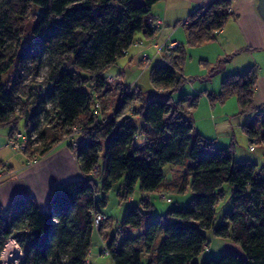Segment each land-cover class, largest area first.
<instances>
[{
    "label": "trees",
    "instance_id": "16d2710c",
    "mask_svg": "<svg viewBox=\"0 0 264 264\" xmlns=\"http://www.w3.org/2000/svg\"><path fill=\"white\" fill-rule=\"evenodd\" d=\"M160 1L136 5L134 0H0V127L9 129L8 145L15 133L28 135V146L18 152L29 164L49 154L75 127L82 130L76 151L84 178L57 186L50 211L41 212L32 196L14 199L7 213L0 206V250L9 238H16L25 253L22 264H88L94 219L105 216L101 228L107 221L101 209L106 193L123 180L124 199L136 187L144 195H162L169 165L187 167L179 191L190 187L191 208L172 209L162 219L149 221V197L132 205L118 224L117 233L124 234L121 248L117 236L106 242L114 264H264V166L237 160L234 141L220 147L196 131L184 105L189 99L198 104L203 93L173 99L184 83L187 50L217 39L232 17L229 0L198 8L183 24L186 44L162 49L166 63L154 66L149 77L166 100L122 84L114 112L106 118L94 113L100 93L117 80L108 83L107 72L142 36L156 37L152 9ZM46 64L50 71L38 81ZM256 85L252 68L225 78L219 94L205 93L220 104L236 97L240 114L256 115L259 124L244 125V132L252 143H264V105L255 104ZM133 101L139 105L132 107L133 115L123 114ZM49 118L52 125L45 131L43 123ZM11 168L0 159V170ZM94 174H102L101 201ZM225 185L233 187L232 209L216 226V207L225 197ZM141 228L145 231L139 237L125 234ZM210 230L236 244L242 254L204 257L209 244L205 231ZM161 233L164 239L154 250Z\"/></svg>",
    "mask_w": 264,
    "mask_h": 264
},
{
    "label": "rangeland",
    "instance_id": "374dc122",
    "mask_svg": "<svg viewBox=\"0 0 264 264\" xmlns=\"http://www.w3.org/2000/svg\"><path fill=\"white\" fill-rule=\"evenodd\" d=\"M220 35H221L220 33L217 35L216 41H218ZM191 49H197L195 52L191 51V53H188L190 49L187 50V55L189 56L187 58L188 64L192 63V55H193L194 65L191 66L189 69L192 72L191 73L192 77L184 78V83L182 85V88L180 89L179 92H177L173 96L174 101H177L181 96L186 95L185 93L189 90V88L193 90L192 86L200 90H202L204 86H208L209 91L207 92L211 94H214V92L220 93L222 88V83L224 79L227 78V77H223V75L227 76L228 74L227 69L229 67V64L233 61L231 58L227 57L228 56L227 54H222L221 56H217L212 47L200 46ZM134 53H135L134 48H132L129 52V55H126L124 58L120 59L118 63L110 71L107 72V75L116 76L118 81L123 82L125 86L128 85L131 86V88L134 87L135 89L139 88V90H141L146 97H152L154 95H158L159 98H161L162 100H166L167 99L166 95H164L163 92L157 90V88L154 87L149 77L150 71L154 66L163 65L166 62H163L162 60L159 59L156 60L152 59L148 67L145 66V63L142 66L140 65V61L143 60V54L140 56V58L133 59ZM200 58L206 60L207 63L205 64V66L199 65V63L202 60ZM249 59H250L249 56H247L246 54H242L240 56H237V58L234 59L232 63L233 65H235L238 62L244 63L246 61H249ZM198 68L199 70H202L204 72L198 73ZM244 68L245 67H243V69H240L242 73H245L250 70ZM49 71H50V66H48L47 64L42 66L39 70V75L37 77L38 81H43L47 77ZM123 72H126L124 78L121 77V74ZM30 77L31 76L29 75L26 83L29 82ZM120 91H121V87L114 86L112 84L109 85V87H107V90L100 93L99 96L103 105L101 118H106L109 115H111L114 112V110L120 105V97H121ZM208 98H209L208 94L205 92L203 93L202 96H200V100L202 101ZM228 101H227L228 103L226 102L225 104L218 103L217 105L220 109L224 108L223 110L224 113L221 110H219V112H222V114L216 112L214 118L213 119L210 118V119L213 123H215V121L222 118V116L223 118L225 117L227 120L226 125L228 123H229L228 125H231V128H228V130L232 135L230 137L229 135H227L229 139L228 144L231 142V138H232V141H234L236 146L237 160L255 161L258 163L259 167L261 168L262 166H264V143H252L250 141L249 136L243 130V126L246 124H249L256 128L259 127L258 122L255 120L256 115H252V116L241 115L240 107L236 97H232ZM50 105L52 108L53 104L50 103ZM138 106H139L138 103L134 101L130 102V104H127L122 109V112L123 114L130 113V115H133L132 107H138ZM202 115L203 118L201 119ZM189 118L196 124V128L197 126L203 128L202 130L205 131L206 133L208 132L210 136H213L215 132L216 136L220 137L221 140L226 138L225 135L219 134L216 130H214L213 132L212 128L209 129L207 127L208 122L206 120L208 118L204 116L203 111L200 112L199 110V112L196 111L192 112V114H189ZM135 123L139 125V121L135 120ZM43 125L45 131L48 128L50 129L51 127L50 125H52L51 118L45 119ZM20 128L23 131V125H21ZM8 133H9V129L7 127H0V159L7 163L10 162V165H13L15 168H19L21 166H24L23 164L26 162V159L24 158L23 153L12 149L11 146L8 145ZM45 139L46 138L43 137L44 141H40V143L42 144L43 142H45ZM217 141L219 143L224 144L223 141H220L219 139ZM40 143L36 145L37 146L41 145ZM60 145H62L60 148L57 147L58 149L55 148V151L53 150L54 152L52 151V153H49L44 158H39V161L34 163L33 165L31 166H27L28 164L25 165V167H34L40 164L46 158H47L46 160L47 163L50 160H54L55 158H58V156L60 157L63 156L65 153L69 154L70 157L73 158L74 168H71V171L69 172V173H75V174H71V177L73 178L71 179L66 178L64 180L67 181H64L61 179L62 172L57 171L56 169L51 172V170H49L50 167L49 166L44 171V174L41 175L42 181H40V178L31 179L32 184L36 187L34 191L37 196L36 198L41 212L50 211V206H49L50 202L48 201V199L45 200L44 198L45 197L44 195L47 193L48 190V185L54 187L58 183L59 184L58 186H62L65 184H69L71 182L83 180L84 178L80 171L78 161L75 160L76 157L74 158L75 152L73 148L70 146V142L67 139H65L60 143ZM250 146H253L255 149L251 151ZM102 148L103 149L100 153V163H99L101 167H103V155H104L105 145H103ZM187 161L189 163V160ZM185 172H187V167L185 166H179V167L178 166L173 167L170 165L167 166L164 169L165 179L163 182V186L164 187L174 186V184L178 181L183 182L182 176L185 174ZM31 174L32 172L29 173L28 175ZM91 178H93L99 186L100 192L97 194V199L101 201L104 197L102 174H100L99 176L97 174L91 175ZM37 187H42L43 195L37 192ZM223 190L225 191V197L216 207V211H217L216 226L222 223L223 216L226 213L230 212L232 209L233 187L230 185H225L223 187ZM164 195L167 196L168 199H170V202L167 199H164L157 192L144 195L140 191L139 187H136L133 195L129 199H124L123 180L115 183L113 187L106 193V198H107L106 204L101 206L103 213L107 217V222H108L107 228L109 227L108 240H111L114 236H117V248H121L123 244L122 239L124 237V234L117 233L118 224L122 222L123 216L125 215L127 210L132 205H138L143 198L149 197V199L151 200L152 208L151 210H147L150 216L149 221L162 219L172 209H190L192 206L193 197H192V191L189 186H187L184 191H179L175 188L171 189L168 191V193L165 192ZM1 208L4 211V213H7L9 210L8 209L9 207L6 208L1 206ZM144 231L145 228L131 229L125 234H127V237H139L144 233ZM205 234L209 240V244L207 249L204 251V257L217 259L225 252H232L233 250H236V248H239L236 244H234L229 240L215 237L213 231L211 230L205 231ZM163 239H164V235L161 233L159 238L154 244V250L161 244ZM138 244L144 245L143 240L142 241L139 240ZM102 251H103V246L99 234V228H96L92 236V247H91V253L88 257V262L90 264H114L110 255L103 256ZM239 251L242 254V251L241 250ZM143 258H144L143 262L146 263L145 257ZM22 261L19 263L22 264Z\"/></svg>",
    "mask_w": 264,
    "mask_h": 264
},
{
    "label": "crops",
    "instance_id": "0c3cea01",
    "mask_svg": "<svg viewBox=\"0 0 264 264\" xmlns=\"http://www.w3.org/2000/svg\"><path fill=\"white\" fill-rule=\"evenodd\" d=\"M214 1L217 0H162L158 2L152 9V17L153 19L162 20L163 24L160 28L156 29L157 35L152 40H146L143 38V36L141 37L142 39L139 40L140 44L136 47H133L135 51L133 59L140 58L142 54L146 53L151 58V61L152 59L155 60L159 59L162 60L163 62H166L164 57L165 52L161 54H157V49L167 40H170L172 43L175 44V46L180 44L185 45L187 42L188 33L186 31L185 26L183 25L184 22H186L189 16L193 14L198 8L205 5H209ZM229 1L231 3L229 11L232 17L229 19L224 29L220 32L221 35L218 41L216 40L210 41L204 46L212 47L217 56H221L222 54H227L228 55L227 57L231 58L233 61L234 59L237 58V56H240L242 54H246L247 56H249L250 58L249 61H246L244 63L238 62L235 65H233L232 63L233 61H232L227 69L228 71L227 76L223 75V77H228L233 74H240L242 73L240 69H243V67H245L244 69L247 70L255 68V72L257 76V85H256L254 101L256 105L261 106L264 105V19L259 12V0H229ZM144 2L145 0H134V3L136 5H142L144 4ZM196 50L197 49H190L188 53H191V51L195 52ZM129 52L127 53V55H129ZM200 59L202 60L199 63V65L205 66V64L207 63L206 60L203 58ZM144 63L146 67L149 66L143 58V60L140 61V65L143 66ZM193 65L194 64H193V55H192V63L188 64V62L186 61L184 73H183L184 78L192 77L191 74L192 72L189 69ZM203 72L204 71L199 70L198 68V73H203ZM125 74L126 72H123L121 74V77L124 78ZM113 77L117 78L116 76ZM122 84L125 85L123 82L118 81L117 79L115 81L114 86H120V85L122 86ZM192 89L193 90L189 88V90L185 94L188 95L189 97H193L195 95H199V93L202 94L205 91H209L208 86H204L202 90L194 88L192 86ZM214 94L217 95L219 94V92L218 93L214 92ZM217 104L218 103H213L209 97L208 99H204V101L199 99V102L196 105H194L191 99H189L188 102H186V104L184 105V107L190 114H192V112L195 111L199 112V110L200 112L203 111L204 116L208 118L206 120L208 122L207 127L209 129L212 128L213 132L214 130H216L219 134L225 135L226 138L221 140L220 137L216 136L215 132L213 136H210L208 132L206 133L205 131L202 130L203 128H200L198 126L196 128V124L193 122L196 131L202 134L207 139L213 141L217 146L225 147V146H229L232 142V138H231V142L228 144L229 139L227 136L229 135L230 137L232 135L228 130V128H231V125H228L229 123L226 125L227 120L225 117L223 118V116L219 120H216L217 122L215 121V123L211 121V119L214 118L216 112L221 114L222 112L224 113L223 111L224 108L220 109ZM219 110H221L222 112H219ZM202 118L203 115L201 119ZM218 139L220 141H223L224 144L219 143L217 141ZM61 146L62 145L58 144L55 148L58 149ZM55 148L53 149L54 151ZM52 151L50 153H52ZM46 160L47 158L34 167H25L26 164L24 163L23 164L24 166H21L19 168H15L13 165H10V162L9 163L6 162V164L12 167L11 169L13 175L10 178L0 183V206L7 208L10 206L11 202L14 199L20 197H26V196H32L37 201L36 198L37 196L34 191L36 187L32 184L31 179L40 178V181H42L41 175L44 174V171L49 166H50L49 170H51V172L54 171L55 169L57 171L62 172L61 174L62 180L66 178H70V179L73 178L71 177V174H75V173H69L71 171V168H74L73 158H71L69 154L65 153L63 156L61 157L58 156V158H55L54 160H50L47 163ZM75 160L77 159L75 158ZM31 172L32 174L28 175ZM181 183L182 182L178 181L174 184V186H165L162 188L161 193L162 192L168 193L169 190L174 188L179 190ZM58 185H59L58 183L54 187L48 185L47 193L44 195L45 200L48 199L49 202L51 201L53 192L55 190L54 188H56ZM37 192L43 195L42 187H37ZM107 226H108V222L106 221L104 223V226L101 229H99L102 246L103 243L107 242L108 240L109 227L107 228ZM239 250H240L239 248H236V250L233 251L230 250V251L237 254H241ZM147 258L148 256L146 257V259Z\"/></svg>",
    "mask_w": 264,
    "mask_h": 264
},
{
    "label": "built area",
    "instance_id": "2783aa9c",
    "mask_svg": "<svg viewBox=\"0 0 264 264\" xmlns=\"http://www.w3.org/2000/svg\"><path fill=\"white\" fill-rule=\"evenodd\" d=\"M184 23H188V20ZM163 22L160 19H152L151 20V27L154 29H158L162 26ZM139 43H136L135 46H138ZM174 48L175 44L172 43L170 40H167L165 43H163L162 47H159L157 49V54H161V51L163 48ZM143 58L145 62L150 65L151 63V58L144 53ZM113 76H109L107 78L108 83H112L114 81ZM102 101L98 100L96 105L94 106V113H102ZM82 132V130L79 129V127H75L71 133L66 139L70 142V146L73 148L75 152V157L77 159V146H78V141L76 140V137ZM34 139V138H33ZM30 142V137L28 135L23 134V133H15L13 138L10 140V145L12 146L13 149L17 151H24L26 147L28 146ZM255 148L253 146H250V150L253 151ZM38 162V160H35L31 163H29L27 166H31L34 163ZM13 175L12 170L10 169H1L0 170V183L8 178H10ZM164 199H166V196L164 194L161 195ZM105 220L104 215H97L94 219L95 221V227L101 229V224ZM10 250H13L14 253H10ZM91 253V251H90ZM103 256L110 255V251L107 248L106 242L103 243V251H102ZM25 257V253L23 250L22 245L19 243V241L11 237L9 238L2 249L0 250V264H18L21 262ZM20 264V263H19ZM88 264H90L88 262Z\"/></svg>",
    "mask_w": 264,
    "mask_h": 264
},
{
    "label": "water",
    "instance_id": "95a60500",
    "mask_svg": "<svg viewBox=\"0 0 264 264\" xmlns=\"http://www.w3.org/2000/svg\"><path fill=\"white\" fill-rule=\"evenodd\" d=\"M259 12L264 19V0H259Z\"/></svg>",
    "mask_w": 264,
    "mask_h": 264
},
{
    "label": "bare ground",
    "instance_id": "6f19581e",
    "mask_svg": "<svg viewBox=\"0 0 264 264\" xmlns=\"http://www.w3.org/2000/svg\"><path fill=\"white\" fill-rule=\"evenodd\" d=\"M10 253H12V254H13V253H14V251H13V250H10Z\"/></svg>",
    "mask_w": 264,
    "mask_h": 264
}]
</instances>
